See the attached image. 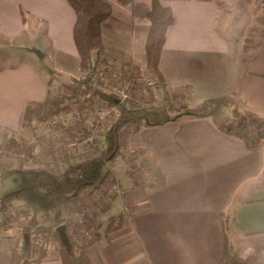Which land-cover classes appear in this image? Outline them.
<instances>
[{
  "label": "crops",
  "instance_id": "obj_1",
  "mask_svg": "<svg viewBox=\"0 0 264 264\" xmlns=\"http://www.w3.org/2000/svg\"><path fill=\"white\" fill-rule=\"evenodd\" d=\"M106 1L113 13L102 24L103 65L119 69L130 62L144 72L152 0ZM163 3L175 20L166 33L160 70L170 96L189 92L191 99L181 110L154 112L133 124L125 146L123 138L114 164L119 181H131L130 147L148 153L152 180L148 183L146 173L137 171L138 187L130 196L131 221L105 225L87 252L94 264H217L224 251L227 217L239 254L245 257L259 250L264 255V144H251L218 127L210 115L189 108L195 94L207 92L218 98L232 96L264 118V37L246 64L233 70L230 30L220 17L218 0ZM75 21L68 0H0V143L9 148L21 137L30 140L33 157L55 152L57 173L78 160L69 146L70 135L82 125L88 132L92 121L76 122L67 115L61 121L60 109L54 113L60 126L44 119L58 85L83 75L81 70L76 75L66 71L73 59L79 67ZM47 57L50 65L44 63ZM102 88L107 90L108 85ZM101 103L109 105L104 99ZM28 104L33 108L32 128L24 124ZM74 106L66 108L75 111ZM1 158L0 173L15 164ZM118 211L116 202L113 213ZM4 217L0 215V220ZM13 229L0 234V264L10 263ZM39 264L62 261L55 253Z\"/></svg>",
  "mask_w": 264,
  "mask_h": 264
},
{
  "label": "trees",
  "instance_id": "obj_2",
  "mask_svg": "<svg viewBox=\"0 0 264 264\" xmlns=\"http://www.w3.org/2000/svg\"><path fill=\"white\" fill-rule=\"evenodd\" d=\"M68 2L76 13L73 35L78 48L79 68L83 75L68 78L66 87L75 85L74 96L90 105L103 99L107 100L110 107H117V112L113 121L104 128L102 141L98 138L102 151L97 157L78 159L60 173L47 168L40 170L23 169L33 187L43 189L56 198L64 199L66 203L79 195L100 187L103 178L108 173L107 163L121 154L123 132L128 125L142 122L154 112L166 114L170 110L183 109L174 108L172 104L167 109L157 112L147 107H131L127 104L117 103L116 95L111 91V86L108 85L109 90H106L94 84L92 74L98 70L103 61L105 62L102 24L111 17L113 7L106 0H68ZM147 20L149 31L146 39V62L143 68L157 79L158 88L162 90L166 99H169L170 93L160 70V59L166 33L175 20L174 13L168 5L163 3V0H152ZM124 66L128 68L131 74L141 73L140 66L132 65L130 62L124 63ZM32 112L33 108L31 104H28L24 114V124L31 128L34 123ZM246 114L240 115L241 121H245L246 118L243 115ZM51 115L50 111L47 112L44 119L48 120ZM258 121H260V117L253 114L251 122ZM89 132L90 130L87 133ZM233 134L239 135L245 140L248 136L253 135L246 130L243 135ZM5 210L7 207H0V213ZM56 219L57 223L50 227L39 225L34 216L23 218L19 214H11L1 219L0 234L8 232L12 228L17 230L16 239L13 245L9 247V264H39L55 253H58L62 264H94L86 246L69 232H67L69 244L63 241L57 229V226L65 220L62 217V211L56 212ZM217 264H264V255L259 250H254L245 257L239 254L231 236L230 221L227 217L225 218L224 251Z\"/></svg>",
  "mask_w": 264,
  "mask_h": 264
},
{
  "label": "rangeland",
  "instance_id": "obj_3",
  "mask_svg": "<svg viewBox=\"0 0 264 264\" xmlns=\"http://www.w3.org/2000/svg\"><path fill=\"white\" fill-rule=\"evenodd\" d=\"M218 1H219L220 17L224 18L227 24L226 26H228V29L230 30L231 50L229 54V60L232 69L235 70L239 67L240 64H246V62L255 53V49L258 42L264 37V1L263 0H218ZM44 63L46 65H50L52 63L51 58L49 57L45 58ZM103 64H105L104 61L103 63L100 64L98 70L92 74V75H94L95 73L97 74V79L95 80L93 78L92 80L94 84H96L99 87L107 85V82L102 79L101 69L103 67H105V69L107 70L112 68V67H108V65H103ZM78 70L80 69L76 65L75 59H73V61H70L67 64L66 71L68 75H72V74L76 75L78 73ZM139 75L142 78L141 81L142 86H140L139 84V90H142L146 86V82L151 79H155L157 85L155 86L154 84L152 85L151 88L153 90L158 88V81L154 76L148 74L146 71L141 72ZM66 84L67 82L63 81L60 85H58L59 87L57 88V92L54 93L53 99L50 101L48 112L50 111V114H52L49 117L50 119L49 121L52 125L60 124L59 121L57 123H52L53 121L52 119H54V117L56 116L54 113L58 111L56 109H60L63 112L61 114L62 116L60 117L62 118L61 121L67 120V118H69L70 116L72 120V118H74V112L78 110V108L82 111V109L88 105L87 102L84 103L83 100L79 99L77 96H73L72 98H67L66 95L64 94V90H66V86H67ZM147 86L150 85H148L147 83ZM69 87L70 86H68V88ZM158 89L160 94L158 96L165 100L166 97L164 96L162 90L160 88ZM145 96H147V91L144 97ZM147 97L154 98V94L153 93L149 94ZM185 97L187 98L189 97V100L187 99L188 101L184 102L183 101L184 98H183L182 99L183 102H181L182 104H175L174 100L170 96L169 99H166L167 104H165V107L160 105H155L154 103L155 101L150 102L149 104L145 103L141 107H147L149 109L155 110L156 112L167 109L170 106V104H172L174 108H185L190 102L191 99L190 93L189 92L186 93ZM58 100L59 102H57ZM70 103L72 104L75 103V106L73 108L75 109V111L67 110L68 108H66V105ZM56 106L57 108L55 109ZM114 107L115 106H112V108ZM189 108L192 110V112L205 113L206 115H210L214 119L216 125L220 128H223L224 130H228L233 133H238L242 135L244 134L245 130L250 131L251 133H253V135L247 137V140L250 143L264 144V118L259 116L260 121L252 123L251 119L253 117V113L246 110L243 107V105L240 104L238 101H236L232 96H228L225 98H218L215 95H212L211 93L199 92L195 94L192 104ZM105 110L106 109L100 110L97 113L105 112ZM91 113H93V115ZM169 113H171V110L169 111ZM242 113L246 114L243 115L246 118L244 122L240 120V115ZM66 115L68 116L67 118H65ZM87 118H90V120H92L90 121V125L88 126L89 129L97 130L98 136L100 135L97 138H99V140L102 141V138L104 137V133H103L104 128L107 127L111 123V121H113L114 117L113 118L111 117L110 119H105L103 121L104 123L102 124L99 123V121H97L96 110L95 111L90 110V112L86 114L85 118H81L76 122H81ZM59 126L57 127L59 128ZM85 127L86 126L82 125V128H79L77 131L73 132V135H70L69 138L70 148H71L70 142L78 132H83L84 134L87 133L85 132L86 131ZM49 134H51V132ZM125 136H124V146L126 144ZM30 144H31L30 140L20 137V139H16L15 141L11 142V145H13L14 147H13V152L10 153L7 146H5L7 144H4L3 141H1L0 143V150H1L0 157H2L1 160L5 162L10 161L12 163H15L14 165L10 164L9 166H7L6 167L7 171L0 173V207L2 206L7 207V210L0 213V215L2 217V215L8 216L11 214H19L23 218H29L31 216H34L35 219L38 221L39 225L45 227L54 226L57 223L56 212L58 210L62 212L64 211L66 201L64 199L56 198L48 194L45 190L35 188L30 184L23 170L25 169L24 167L27 166H25L26 164L23 161V159L19 157L17 151L21 152L22 150H25L30 155V159H32L31 163L29 164L30 166H28L31 168L29 169L27 168L26 170H30V169L40 170V169L50 168L53 171H55V168L51 165L52 163H50V161H52L53 157L57 159L59 158V156H57L55 152L50 151L45 155H40L43 157H33L30 153ZM115 161L116 158L110 160L111 165L113 167L115 166L114 165ZM57 170L58 172L60 171L59 168H57L56 171ZM113 171L115 172V168ZM12 229H10V231ZM13 230L15 232L14 234L16 235L17 232L16 228H14ZM10 231L6 233L9 234Z\"/></svg>",
  "mask_w": 264,
  "mask_h": 264
},
{
  "label": "built area",
  "instance_id": "obj_4",
  "mask_svg": "<svg viewBox=\"0 0 264 264\" xmlns=\"http://www.w3.org/2000/svg\"><path fill=\"white\" fill-rule=\"evenodd\" d=\"M101 71L102 79L107 82V85L112 87L113 93L116 95L117 103L127 104L131 107H139L145 103L149 104L154 101L155 105L163 107L167 104L166 99L164 100L158 96L160 95L159 89L157 88L153 90L151 88L154 84L157 86L155 79L148 80L146 82V86L142 90H139V84L142 86L141 76L139 74H131L126 66H122L119 69L110 68L109 70L102 68ZM92 77L96 80L97 74L95 73ZM147 83L150 86H147ZM75 90L76 86L70 85L69 88L66 87L64 94L66 97H73ZM146 91L147 96L153 93L154 98H149L147 96L144 97ZM185 96L186 93L183 92L181 94H175V96H171V98L174 100L175 104H182L181 102L189 100V97L187 98ZM183 98L184 100L182 101ZM57 102H59V100ZM85 107L82 111L78 109L74 112L75 121L84 118L90 110H96L97 121L103 124L105 119L115 117V112H117L116 106L114 108H112V106L103 107V103H101V101L93 103L92 109ZM56 108L57 106L55 109ZM103 109H106L105 112L97 113ZM57 122L58 119L56 118L52 121V123ZM133 129V124L128 125L126 130L123 132V137L130 131H133ZM99 136L97 134V130L94 129H91L89 133L85 134L83 132H78L70 142L73 155L77 157V159H92L100 155L102 148L100 141H98L97 138ZM13 147V145L9 146L8 150L10 153L13 152ZM127 153L128 175L131 178L129 183L120 182L113 171L114 167L110 162H108V173L103 178L100 187L83 195H79L77 198L65 205V220L61 224L65 225L67 232L73 235V237H75L81 244L85 245L86 248L94 245L98 241L105 225L110 223L119 225L121 223H128L131 221L133 210L130 202V196L137 190L138 187L137 171L144 174L146 173V181L148 183L152 180V177L148 172V163L150 161L148 153L144 149L138 147L128 148ZM17 154L23 159L26 164L25 166H27V168H31L28 167L32 161V159H30V155L25 150H22L21 152L17 151ZM56 161L57 159L55 157H53L52 161H50L53 167H55ZM49 170L52 169L49 168ZM116 202L119 204V211L113 213V206Z\"/></svg>",
  "mask_w": 264,
  "mask_h": 264
},
{
  "label": "water",
  "instance_id": "obj_5",
  "mask_svg": "<svg viewBox=\"0 0 264 264\" xmlns=\"http://www.w3.org/2000/svg\"><path fill=\"white\" fill-rule=\"evenodd\" d=\"M57 229L59 230V232H60V234H61V237H62L63 241H64L66 244H69L68 233H67V230H66L65 225L60 224V225L57 226Z\"/></svg>",
  "mask_w": 264,
  "mask_h": 264
}]
</instances>
